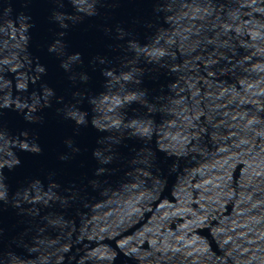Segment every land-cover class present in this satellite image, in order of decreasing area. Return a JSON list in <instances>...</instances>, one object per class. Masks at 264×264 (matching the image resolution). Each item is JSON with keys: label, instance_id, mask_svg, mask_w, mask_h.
I'll list each match as a JSON object with an SVG mask.
<instances>
[{"label": "water", "instance_id": "water-1", "mask_svg": "<svg viewBox=\"0 0 264 264\" xmlns=\"http://www.w3.org/2000/svg\"><path fill=\"white\" fill-rule=\"evenodd\" d=\"M0 264H264V0H0Z\"/></svg>", "mask_w": 264, "mask_h": 264}]
</instances>
